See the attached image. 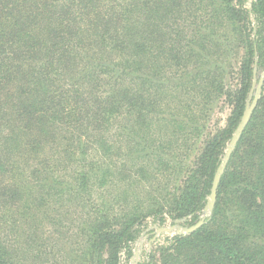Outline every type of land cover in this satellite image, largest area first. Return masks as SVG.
Instances as JSON below:
<instances>
[{"label":"trees","instance_id":"obj_1","mask_svg":"<svg viewBox=\"0 0 264 264\" xmlns=\"http://www.w3.org/2000/svg\"><path fill=\"white\" fill-rule=\"evenodd\" d=\"M248 2L0 0V264H120L147 215L197 221L264 71ZM218 105L227 126L200 148ZM181 174L129 213L150 176ZM63 211L77 248L54 263L43 230ZM211 212L144 264H264V81Z\"/></svg>","mask_w":264,"mask_h":264},{"label":"rangeland","instance_id":"obj_2","mask_svg":"<svg viewBox=\"0 0 264 264\" xmlns=\"http://www.w3.org/2000/svg\"><path fill=\"white\" fill-rule=\"evenodd\" d=\"M253 1L254 0H249L247 4L248 8H251V3ZM252 26L254 27L253 30L254 33L258 30V27L254 21ZM255 72L258 75V77L264 78L263 70L257 69V67H255ZM234 82L235 81H233L230 78L226 80V83L228 85H231ZM261 95H262V88L259 90V92L258 90H255L252 97H257L259 101ZM231 110H232L231 107H228V105H225L224 107H219L218 105V108H216L214 114L212 113V116H210V118L207 120L208 130L205 131L206 134L201 140L202 141L200 142L201 144L200 145L198 144L200 148H203L204 141L209 135L210 136L215 135L218 131L223 130L227 126V118ZM120 147H121L120 145L115 146V150L119 151ZM229 147L230 145L228 144L225 150V155ZM194 155H195V151L193 152L192 157H194ZM225 155L222 158V162L225 159ZM119 160L120 159L117 156L116 161ZM229 161L227 163V166L229 164ZM121 162L122 161H119L118 163L121 164ZM226 169L224 173L226 172ZM182 178H183V174L173 175L170 179L164 178L162 176H156L155 178L153 176H150V178L148 179L149 184L162 185V188L157 187L155 185L156 188L154 189V191L157 190L159 193L158 195H154V196L158 198H155L153 196L151 197V195H148L146 197L145 202H136V205L133 204L132 201L130 205L129 213L132 214L133 212H139L140 214H144L146 216L148 211L150 210L149 207L151 206V202L153 200L159 201L162 204H167L166 203L167 200L163 201L164 197L167 195V193L172 194V192L178 190L179 182L180 180H182ZM133 194H134L133 197L134 200L142 195L141 193L137 194L135 192H133ZM140 198L144 200L145 193ZM209 198L210 195L208 196V200ZM68 209L73 214L74 210L71 208ZM71 213L66 214V211L58 213L57 216H59L60 214L62 215H60V217H56L55 221L52 224H50L48 228L43 230V233L47 232V237L44 240V244H45L44 247L45 250H48L47 252H49V258L54 263L58 262L56 260H60V257L63 256L64 253H65L64 255L65 257L67 256V254L71 253L73 249L77 248V245L73 243V241H75L73 232H77L75 226L79 224L73 222L72 219L73 215ZM211 213L212 212L209 208V201H208L205 204L202 212L198 214L197 221L195 222H192V217L190 215L184 216L182 218H178L176 220H171L170 218H168L167 214L165 213L164 214L166 215L165 221H161L160 218L155 219L153 216L147 215L144 219L141 220L142 223L137 226L138 233L136 235V238L119 255L120 264H144L145 262H147L148 255L151 254L153 251H158L161 249L168 250L170 249V246L176 237L188 236L189 234L187 233V230L197 225L199 221L204 220V224L207 223L211 216ZM155 253L159 254L160 251Z\"/></svg>","mask_w":264,"mask_h":264},{"label":"water","instance_id":"obj_3","mask_svg":"<svg viewBox=\"0 0 264 264\" xmlns=\"http://www.w3.org/2000/svg\"><path fill=\"white\" fill-rule=\"evenodd\" d=\"M263 81H264V78H260V83L257 84V78L254 79V85H253V89L251 91L249 102L246 106V109L244 111V114H243V117H242L241 122L239 124V127H238L237 131L235 132V134L233 135V138L231 139V141L229 143L230 147L226 152L224 161L221 163L220 167L218 168V170L215 174L212 189H211L210 198L208 200L209 201V208L211 211H212L214 204L216 202L219 184H220L221 178L224 174V171L227 167V163L231 157L233 149L236 147L243 131L245 130L246 126L249 124L250 119H251L252 114H253V111L257 106L258 98L252 97V95H253L255 90H258V92H259V90L262 88V82ZM256 86H257V89H256ZM203 225H204V220H201L197 223V225H195L192 228H190L189 230H187V233L191 234V233L195 232L196 230H198Z\"/></svg>","mask_w":264,"mask_h":264}]
</instances>
